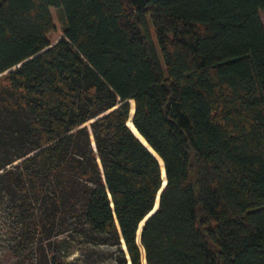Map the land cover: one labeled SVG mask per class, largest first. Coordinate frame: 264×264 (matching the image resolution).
Wrapping results in <instances>:
<instances>
[{
    "label": "trees",
    "instance_id": "obj_1",
    "mask_svg": "<svg viewBox=\"0 0 264 264\" xmlns=\"http://www.w3.org/2000/svg\"><path fill=\"white\" fill-rule=\"evenodd\" d=\"M51 8L64 12L59 38ZM261 10L264 0H0L9 252L56 264L65 234L111 245L118 264H264Z\"/></svg>",
    "mask_w": 264,
    "mask_h": 264
},
{
    "label": "rangeland",
    "instance_id": "obj_2",
    "mask_svg": "<svg viewBox=\"0 0 264 264\" xmlns=\"http://www.w3.org/2000/svg\"><path fill=\"white\" fill-rule=\"evenodd\" d=\"M51 13L55 25L53 35L59 38L63 34L65 25L64 12L61 8H51ZM260 17L264 25V10L260 11ZM4 231L5 229L0 224V264H26L27 262L35 264L38 262V256L35 255L31 259L26 256L16 258L12 255L7 249L8 240L6 234H3ZM66 241L65 234H60L56 238V264H118L111 245ZM48 251L51 253L49 248Z\"/></svg>",
    "mask_w": 264,
    "mask_h": 264
},
{
    "label": "bare ground",
    "instance_id": "obj_3",
    "mask_svg": "<svg viewBox=\"0 0 264 264\" xmlns=\"http://www.w3.org/2000/svg\"><path fill=\"white\" fill-rule=\"evenodd\" d=\"M130 102H131V111H130V113L132 114V112H133V108H134V101L131 99L130 100ZM127 124H128V126L134 131V133L141 139V141L155 154V156L159 159V161H160V164H161V174H162V178H163V185H164V183H165V172H164V167H163V162H162V160H161V158L155 153V151L151 148V146H149L148 145V143L145 141V139L140 135V133L136 130V128L134 127V125L132 124V122H131V120H130V118L127 120ZM156 206H157V201H156V204H155V206H154V208L150 211V213L156 208ZM149 213V214H150ZM148 214V215H149ZM147 215V216H148ZM146 216V217H147ZM145 217V218H146ZM145 218L141 221V223H140V227H141V225L143 224V222H144V220H145ZM139 233V232H138ZM124 244V243H123ZM143 262H144V256H143Z\"/></svg>",
    "mask_w": 264,
    "mask_h": 264
},
{
    "label": "water",
    "instance_id": "obj_4",
    "mask_svg": "<svg viewBox=\"0 0 264 264\" xmlns=\"http://www.w3.org/2000/svg\"><path fill=\"white\" fill-rule=\"evenodd\" d=\"M133 112H134V108H133ZM133 112H132V114H133ZM131 117H132V115H131ZM131 117H130V120H131ZM131 122H132V120H131ZM132 124H133V123H132ZM127 125H128V124H127ZM134 127H135V126H134ZM131 130H132V129H131ZM132 131H133V130H132ZM133 132H134V131H133ZM135 135H136V134H135ZM136 136H137V135H136ZM137 137H138V136H137ZM138 138H139V137H138ZM139 139H140V138H139ZM140 140H141V139H140ZM141 142H142V141H141ZM142 143H143V142H142ZM143 144H144V143H143ZM149 150H150V149H149ZM163 167H164V165H163ZM164 172H165V168H164ZM165 183H166V176H165ZM165 183H164V185H165ZM164 185H163V186H164ZM160 192H161V190H160ZM160 192H159V194H160ZM159 194H158V197H157V204H158V202H159ZM111 205H112V203H111ZM156 208H157V206H156ZM154 210H155V209H154ZM154 210H153V211H154ZM153 211H152V212H153ZM152 212H151V213H152ZM151 213H150V214H151ZM150 214H149V215H150ZM149 215H148V216H149ZM148 216H147V217H148ZM147 217L145 218V220L147 219ZM145 220H144V221H145ZM121 241H123V238H122V237H121ZM123 243H124V242H123ZM124 245H125V244H123L122 247H123V249L126 250V248L124 247ZM126 256H127V258H129V257H128V254H126ZM144 262H145V256H144ZM128 264H131V262H130L129 259H128Z\"/></svg>",
    "mask_w": 264,
    "mask_h": 264
}]
</instances>
